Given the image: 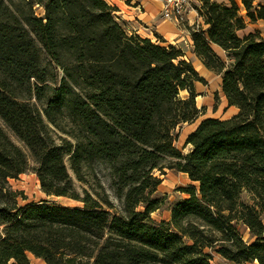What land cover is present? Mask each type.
I'll return each mask as SVG.
<instances>
[{
    "label": "trees",
    "instance_id": "trees-1",
    "mask_svg": "<svg viewBox=\"0 0 264 264\" xmlns=\"http://www.w3.org/2000/svg\"><path fill=\"white\" fill-rule=\"evenodd\" d=\"M5 2L0 264H30V254L47 264H213L206 247L216 242L229 260L264 264V35H239L249 22H264V1L201 0L197 7L209 27L191 30L195 52L222 75L235 112L201 121L186 140V154L176 147L174 131L201 116L196 83L206 80L180 47L129 33L106 0H28L27 10ZM35 3L44 6V17L34 14ZM42 52L63 70L56 86L48 83L56 78H49ZM65 118L74 125L67 132L73 140L58 142L51 125L60 127ZM67 155L79 180L84 167L107 164L123 207L106 195H81ZM165 168L186 173L195 184L183 188L188 197L175 204L171 220L157 222L152 214L165 204L156 194L162 183L157 171ZM30 170L48 196L84 206L47 200L20 206L19 193L7 183ZM245 191L253 203L242 200ZM235 220L250 228L253 242L243 239Z\"/></svg>",
    "mask_w": 264,
    "mask_h": 264
},
{
    "label": "rangeland",
    "instance_id": "rangeland-1",
    "mask_svg": "<svg viewBox=\"0 0 264 264\" xmlns=\"http://www.w3.org/2000/svg\"><path fill=\"white\" fill-rule=\"evenodd\" d=\"M28 0H6L5 4H9L11 8L17 10L18 7L24 6L27 10L26 2ZM241 2V0H237ZM264 1V0H262ZM26 5V6H25ZM191 6L195 8V3L192 1ZM33 12L38 17H44L46 10L42 4H34ZM245 12L243 11V14ZM259 31L264 35V22L259 21L257 23L249 22L247 27L239 32L241 37L249 34L251 32ZM220 52V57L229 62L230 59L226 53ZM43 57V65L48 69L49 78L55 77L56 81L52 82L51 80L48 82L52 86L58 85L63 77V70L57 66V64L51 60V58L45 53L42 52ZM198 70V68L196 67ZM199 71V70H198ZM202 77L205 78L206 83L197 82L196 90L198 93V97H196V104L199 109L202 110L201 118L199 117L193 123H182L180 124L176 130L174 131L175 135V145L178 149H180L184 154L188 153L191 149L190 145L186 144V140L188 136L197 129L198 125L201 121L207 118H219L225 119L231 117L235 109H232L230 112L225 113L224 111V92L222 90V84L220 78L217 75H212L209 78H206L199 71ZM217 74V73H215ZM50 93V92H49ZM48 93V95H49ZM189 95L188 91L184 90L180 93L182 98H186ZM48 101V97L43 98L41 101H38V104L42 107L46 105ZM1 123H3L1 121ZM5 126V125H4ZM52 134L57 139L58 142L61 141V138H68V140H73L72 136L68 134V131H72L74 125L71 123L69 118H65L61 123L60 127H56L51 125ZM6 131L10 135V137L15 141L19 146H21L25 152L28 154L30 162L32 165H35L34 158L31 156V153L27 146L18 140L15 134L5 126ZM71 155L66 156V164L69 169V173L73 178L74 185L76 189L81 193V195H85L88 191L91 196L97 197V194H101L102 196H108L114 204L121 209L123 207V201L118 198L116 194V187L113 183V175L111 168L105 163H97L94 170H91L88 167L83 168L82 179L79 180L74 170L71 168ZM165 173H162L160 170L157 171V175H159L162 179V183L159 185L157 190V195L165 198L164 206L155 211L152 216L157 222L165 221L169 222L172 218V209L175 204L182 199L187 198L188 195L183 191V188H186L189 184H195L189 178V176L180 172L176 169L165 168ZM8 187L19 193L18 203L20 206H25L32 202H41L43 200H47L51 203H58L63 206L70 207H83L84 203L78 200H75L70 197L64 196H48L41 188L40 179L34 171H27L25 173L20 174L18 177L10 178L8 183ZM242 200L248 203H253L251 200L249 192L245 191L242 196ZM236 229L241 234L243 239L247 242H253L255 240L254 236L250 228L242 221L235 220ZM218 236V234H217ZM220 243L216 242L213 245L206 247V251L210 254L211 262L213 264H259L258 261H247V262H236L233 260H229L225 258L219 251ZM30 264H47V262L42 258H37L35 255L30 254Z\"/></svg>",
    "mask_w": 264,
    "mask_h": 264
},
{
    "label": "crops",
    "instance_id": "crops-1",
    "mask_svg": "<svg viewBox=\"0 0 264 264\" xmlns=\"http://www.w3.org/2000/svg\"><path fill=\"white\" fill-rule=\"evenodd\" d=\"M106 1L117 8L116 13L129 33H138L143 37L152 39L153 41H157L159 37L163 45H177L184 51L185 58L191 61L202 75L206 78H209L212 75H217L220 78L221 84H223L222 75L218 73L215 74V71L210 70L195 52L191 30H195V28L199 27L204 29L209 27L197 10V7L201 5V0H192L195 3V8L192 9L189 19L183 24H178L173 20L165 18L162 14V3L157 0ZM214 1L228 2V0ZM212 47L218 55H220L219 51L226 53L225 50L217 44H212ZM197 87L196 84V88ZM224 96V111L225 113H228L235 108L229 106L225 93Z\"/></svg>",
    "mask_w": 264,
    "mask_h": 264
},
{
    "label": "built area",
    "instance_id": "built-area-1",
    "mask_svg": "<svg viewBox=\"0 0 264 264\" xmlns=\"http://www.w3.org/2000/svg\"><path fill=\"white\" fill-rule=\"evenodd\" d=\"M162 3V14L165 18L183 24L189 19L193 9L192 0H157Z\"/></svg>",
    "mask_w": 264,
    "mask_h": 264
}]
</instances>
